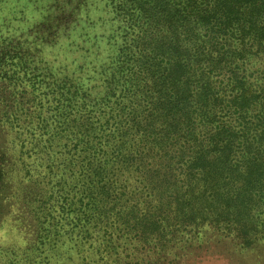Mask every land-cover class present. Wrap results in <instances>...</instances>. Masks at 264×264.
Instances as JSON below:
<instances>
[{
    "label": "trees",
    "instance_id": "obj_1",
    "mask_svg": "<svg viewBox=\"0 0 264 264\" xmlns=\"http://www.w3.org/2000/svg\"><path fill=\"white\" fill-rule=\"evenodd\" d=\"M262 260L264 0H0V264Z\"/></svg>",
    "mask_w": 264,
    "mask_h": 264
},
{
    "label": "rangeland",
    "instance_id": "obj_2",
    "mask_svg": "<svg viewBox=\"0 0 264 264\" xmlns=\"http://www.w3.org/2000/svg\"><path fill=\"white\" fill-rule=\"evenodd\" d=\"M261 262H264V260H262ZM261 262H260V263H261ZM214 264H216V263H214Z\"/></svg>",
    "mask_w": 264,
    "mask_h": 264
}]
</instances>
